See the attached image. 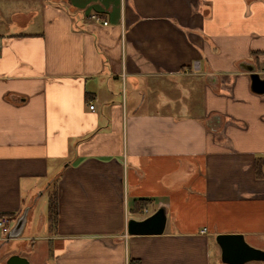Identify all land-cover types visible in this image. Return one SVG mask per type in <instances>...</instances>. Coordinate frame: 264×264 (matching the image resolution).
<instances>
[{"label":"crops","instance_id":"0c3cea01","mask_svg":"<svg viewBox=\"0 0 264 264\" xmlns=\"http://www.w3.org/2000/svg\"><path fill=\"white\" fill-rule=\"evenodd\" d=\"M254 72L264 0H0V215L25 213L49 264H228L218 234L264 250ZM160 207L162 234L128 232ZM6 243L0 264L24 256Z\"/></svg>","mask_w":264,"mask_h":264},{"label":"water","instance_id":"95a60500","mask_svg":"<svg viewBox=\"0 0 264 264\" xmlns=\"http://www.w3.org/2000/svg\"><path fill=\"white\" fill-rule=\"evenodd\" d=\"M252 89L256 93H264V78L259 73H252ZM26 222L24 213L11 228L7 237H16L22 233ZM167 215L164 207H160L148 217L137 220L130 219L128 232L135 235L162 234L166 228ZM216 241L221 248V259L228 264H244L250 261L264 262V250L250 245L243 234H218ZM5 264H32L29 259L21 254L10 255Z\"/></svg>","mask_w":264,"mask_h":264},{"label":"rangeland","instance_id":"374dc122","mask_svg":"<svg viewBox=\"0 0 264 264\" xmlns=\"http://www.w3.org/2000/svg\"><path fill=\"white\" fill-rule=\"evenodd\" d=\"M9 21H7L6 23H8ZM4 23V24H6ZM14 224H12L11 227H13ZM29 230L27 229L25 232L21 233L20 235L16 236V237H11L9 238V240H7V243H6V248H8V250L6 251H14V250H17V251H22L21 253L28 257L30 259V261L34 262L35 264H49V261H48V256H47V249H46V243L44 240H39V244L37 245L36 249L33 250V251H36L37 252V255L36 257L34 256V254H32L33 251H31L29 249V247L31 246V242L30 239H27L25 234L28 232ZM40 230L36 229L34 232H33V236H42L43 232L41 233ZM41 238V237H40ZM39 238V239H40ZM5 251V253H6ZM9 253V252H8ZM4 258V256H3ZM1 262V261H0ZM32 262V263H33Z\"/></svg>","mask_w":264,"mask_h":264},{"label":"trees","instance_id":"16d2710c","mask_svg":"<svg viewBox=\"0 0 264 264\" xmlns=\"http://www.w3.org/2000/svg\"><path fill=\"white\" fill-rule=\"evenodd\" d=\"M264 166V158H257L256 159V172L258 176H264V174L261 171V168ZM48 211H49V221L51 227H54L57 225V219H58V195L57 192H53L50 195L49 199V205H48Z\"/></svg>","mask_w":264,"mask_h":264},{"label":"built area","instance_id":"2783aa9c","mask_svg":"<svg viewBox=\"0 0 264 264\" xmlns=\"http://www.w3.org/2000/svg\"><path fill=\"white\" fill-rule=\"evenodd\" d=\"M94 19L98 22H100L102 19L98 15L93 16ZM104 24H108L107 21L103 22ZM90 109L94 110L95 109V104L93 101L89 102ZM15 218L11 214H1L0 215V239L3 241L8 240V233L11 230L12 223L14 222ZM132 264H139L138 262H132Z\"/></svg>","mask_w":264,"mask_h":264}]
</instances>
